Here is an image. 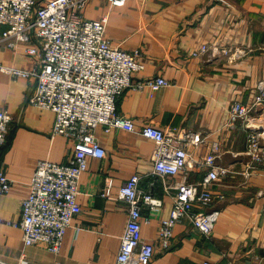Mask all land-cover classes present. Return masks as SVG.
I'll return each mask as SVG.
<instances>
[{"label":"crops","instance_id":"obj_1","mask_svg":"<svg viewBox=\"0 0 264 264\" xmlns=\"http://www.w3.org/2000/svg\"><path fill=\"white\" fill-rule=\"evenodd\" d=\"M42 1V0H41ZM110 6L107 0H87L82 15L98 19L106 14L105 34L113 46L137 48L143 69L133 78L161 75L167 86L126 88L116 110L139 127L145 123L162 129L182 127L203 136L188 146L192 162L171 179L197 182L205 172L199 163L211 144L219 145L216 163L228 172L213 184L223 194L208 208L219 210L207 237L183 217L172 228L167 248L157 242L159 221L167 218L172 193L152 173L153 141L137 131L101 125L94 134L105 149L102 158L88 157L79 178L76 201L80 211L63 234L60 248L24 244L22 229L8 223L18 220L20 202L28 194V181L39 159L66 162L71 142L51 135L54 112L29 102L35 86L33 75L14 76L0 69V109L10 115L6 141L0 148V166L12 180L0 193V262L4 264H115L128 205L116 197L118 187L134 172L139 185L151 190L158 209L141 208V236L154 244L146 264H264V170L247 168L245 128L229 124L226 109L232 100L249 104L264 87V0H126ZM3 26L0 25V29ZM201 42L246 48L245 56L228 61L225 56L192 55ZM0 43V65L30 69L38 55ZM249 124L262 130L264 103L250 112ZM107 191L108 195L104 194Z\"/></svg>","mask_w":264,"mask_h":264},{"label":"built area","instance_id":"obj_2","mask_svg":"<svg viewBox=\"0 0 264 264\" xmlns=\"http://www.w3.org/2000/svg\"><path fill=\"white\" fill-rule=\"evenodd\" d=\"M110 6H122L126 0H107ZM87 0H0V43L16 48L27 44L25 52L38 55L37 66L30 69L1 66L14 76L33 75L35 86L29 102L54 112L51 135H62L72 145L70 158L60 163L39 159L28 181V194L20 202L18 220L8 223L22 229L24 244L45 246L51 252L60 248L66 228L80 211L76 201L79 178L86 169L87 158H102L105 149L94 134V128L118 127L137 131L153 141L152 173L162 180L165 192L172 193V205L167 218H161L157 242L167 248L173 225L186 217L193 227L207 237L211 236L219 210L208 209L223 194L213 184L228 172L216 163L219 145L211 144L199 163L205 172L197 182L171 179L192 162L188 146H197L203 136L182 127L162 129L145 123L136 127L130 117L116 110V99L126 89H158L170 81L161 75L133 78L143 69L137 48L126 50L113 46L105 34L106 14L98 19L82 15ZM247 50L232 44L201 42L192 55H219L228 61L240 59ZM264 103V87L245 104L232 100L226 109L227 121L243 123L245 128L244 153L247 168L264 170V142L262 130L249 124L250 112ZM9 113L0 109V148L6 141ZM141 175L131 174L118 187L116 197L128 205L127 220L120 237L115 264H146L153 255L154 244L141 236V208L158 209L151 190L140 187ZM12 180L0 166V193H7ZM105 196L108 192H104ZM197 264H214L204 260Z\"/></svg>","mask_w":264,"mask_h":264},{"label":"water","instance_id":"obj_3","mask_svg":"<svg viewBox=\"0 0 264 264\" xmlns=\"http://www.w3.org/2000/svg\"><path fill=\"white\" fill-rule=\"evenodd\" d=\"M0 264H4V263L0 262Z\"/></svg>","mask_w":264,"mask_h":264}]
</instances>
